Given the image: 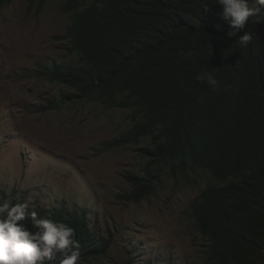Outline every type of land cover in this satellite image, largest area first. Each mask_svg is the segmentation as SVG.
<instances>
[{"label":"trees","instance_id":"trees-1","mask_svg":"<svg viewBox=\"0 0 264 264\" xmlns=\"http://www.w3.org/2000/svg\"><path fill=\"white\" fill-rule=\"evenodd\" d=\"M14 1L0 0V12ZM61 1L70 25L60 39L80 63L40 61L36 75L72 91L69 102L136 110L139 121L112 148L150 140L140 149L148 175H126L132 189L118 198L140 204L154 195L156 169L174 178L207 173L220 185L200 193L192 216L208 241V264H264V17L250 18L243 31L252 40L241 47L226 37L230 22L217 0ZM48 2L29 0V7L40 15ZM204 70L214 71L215 91L196 81ZM3 203L23 202L14 192L0 194ZM34 210L75 230L78 264L108 255L110 243L90 228L87 214ZM21 223L36 231L30 218Z\"/></svg>","mask_w":264,"mask_h":264},{"label":"rangeland","instance_id":"rangeland-1","mask_svg":"<svg viewBox=\"0 0 264 264\" xmlns=\"http://www.w3.org/2000/svg\"><path fill=\"white\" fill-rule=\"evenodd\" d=\"M62 5L49 0L37 15L29 0H15L0 12V194L16 192L34 208L87 214L90 228L111 245L93 264H208V241L192 207L204 189L220 183L203 172L174 178L156 169L154 195L140 204L120 200L132 189L126 175H148L140 149L149 139L111 146L139 113L69 102L65 94L72 91L36 75L40 61L80 63L60 39L70 25Z\"/></svg>","mask_w":264,"mask_h":264},{"label":"clouds","instance_id":"clouds-1","mask_svg":"<svg viewBox=\"0 0 264 264\" xmlns=\"http://www.w3.org/2000/svg\"><path fill=\"white\" fill-rule=\"evenodd\" d=\"M222 10L221 18L230 22L228 39L235 38L241 47H247L252 34L243 31L250 18L264 17V0H217ZM204 11H210L205 4ZM259 22V20H258ZM243 31V34L240 33ZM213 91L218 86L214 71L204 70L195 76ZM34 203L0 204V264H78L80 242L75 230L62 222L39 218ZM32 208V211L29 209ZM30 218L34 232L22 221Z\"/></svg>","mask_w":264,"mask_h":264}]
</instances>
